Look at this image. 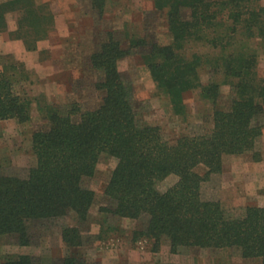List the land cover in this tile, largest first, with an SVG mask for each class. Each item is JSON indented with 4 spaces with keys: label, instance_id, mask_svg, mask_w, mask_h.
I'll list each match as a JSON object with an SVG mask.
<instances>
[{
    "label": "trees",
    "instance_id": "obj_1",
    "mask_svg": "<svg viewBox=\"0 0 264 264\" xmlns=\"http://www.w3.org/2000/svg\"><path fill=\"white\" fill-rule=\"evenodd\" d=\"M107 0H92L100 15ZM168 16L171 42L148 44L132 37L125 48L112 32L90 56L101 72L97 88L102 104L84 111L77 102L41 108L47 128L33 134L37 165L27 177L0 174V248L3 236L31 243L34 224L74 216L87 222L96 192L86 179L95 176L102 156L118 160L106 196L113 207L100 209L120 218L144 220L140 234L156 244L167 241L171 251L183 248L237 251L264 264V206L248 205L236 215L220 202L203 197V185L222 173L227 155L254 153L264 135L263 0H155ZM18 15L12 38L29 51L54 32L51 5L38 0H0V35L9 29L8 16ZM149 47L141 57L170 97L174 111L185 114V93L201 88L213 106L212 128L176 141L165 138L160 126L143 120L135 106V87L125 78L119 61L133 48ZM211 75L203 84L201 72ZM33 72L12 55L0 53V121L31 120L34 97L16 86L31 81ZM222 78V79H220ZM231 87L230 108L219 105L223 86ZM207 171L199 173L198 166ZM171 175L178 182L162 191L160 182ZM68 246H81L79 225L63 228ZM1 264H40L30 255ZM63 264H88L66 257Z\"/></svg>",
    "mask_w": 264,
    "mask_h": 264
},
{
    "label": "rangeland",
    "instance_id": "obj_2",
    "mask_svg": "<svg viewBox=\"0 0 264 264\" xmlns=\"http://www.w3.org/2000/svg\"><path fill=\"white\" fill-rule=\"evenodd\" d=\"M8 1V0H3ZM47 2L55 15L54 32L40 41L36 51H29L23 40L12 38L17 29L18 15L8 16L9 29L0 35V53L12 55L33 72L32 80L16 86L18 92L34 97L32 118L20 123L17 119L0 121V174L27 177L37 165L33 150V134L47 128L41 108L48 104L68 105L77 102L84 111L98 108L105 92L97 88L102 74L92 67L90 56L98 45L108 39V32L131 46L132 37H143L148 44L171 42L168 16L156 7L155 0H107L102 15L92 0H38ZM264 4V0H263ZM149 47L134 49L119 61L125 78L135 87V106L147 123L160 126L164 136L176 141L184 135H198L213 126V106L202 95V89L185 93V114L174 111L170 97L158 87L151 71L141 57ZM259 71L264 76V53ZM203 84L211 75L201 72ZM222 79V78H220ZM219 105L230 108L231 87L223 86ZM254 153L227 155L222 173L213 174L203 185V197L220 201L224 207L239 215L248 205L264 206V135ZM114 157L102 156L94 177L86 186L96 192V200L87 222L80 224L74 216L42 221L32 228L31 243L20 244L16 236L1 238L0 264L23 255L32 256L40 264H63L66 257H82L88 264H259L255 258H244L237 251L200 247L171 251L167 241L156 244L142 236L145 221L120 218L100 209L113 207L106 196V187L117 167ZM205 173L203 165L196 169ZM179 178L171 175L160 182L167 191ZM79 225L84 244L68 246L63 241V228Z\"/></svg>",
    "mask_w": 264,
    "mask_h": 264
}]
</instances>
